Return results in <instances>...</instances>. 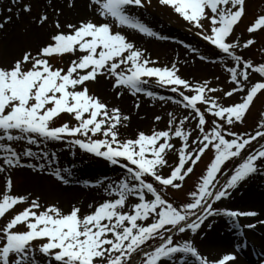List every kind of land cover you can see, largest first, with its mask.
I'll return each instance as SVG.
<instances>
[{
    "label": "snow or ice",
    "instance_id": "6c2138e0",
    "mask_svg": "<svg viewBox=\"0 0 264 264\" xmlns=\"http://www.w3.org/2000/svg\"><path fill=\"white\" fill-rule=\"evenodd\" d=\"M11 2L25 13L32 10L30 4H21L20 0ZM158 2L173 8L190 25V30L212 46L214 55L222 60L225 56L230 58L232 66L226 71L233 87L225 91L224 96L243 94L239 102L228 106L217 103L215 97L208 95L217 91L210 86V81L192 82L182 78L175 62L170 67L155 66L157 61L146 55L145 50L137 47L122 31L114 30V26L128 27L141 34L158 36L129 12V9L151 6L152 0H90L87 7L100 19L82 18L76 23L63 24L59 19L62 12L59 13L54 21L55 31L35 54L25 50L19 58L0 66V172L22 166L25 157H36L30 147L16 151L13 144L17 141L26 140L33 145L40 138L60 141L71 137L70 143L118 166L123 175L115 181L91 182L103 187L109 198L88 204L86 213L76 205L68 211L54 204L41 210L39 198L31 199L28 207L0 228V264H40L37 253L46 259V264H134V258L141 255V264H162L165 259L169 264H236L234 252L209 258L201 253L195 240L175 242L172 233L190 230L198 235L205 221L220 215L228 217L241 234L243 227H256L254 223L246 226L239 223L240 217H257L256 211L222 210L214 204L229 198L232 190L251 176L264 172V144L242 155L253 142L264 140V119L254 134L225 128V124L243 122L254 98L264 91V80L253 83L249 79V70L264 76V63L257 66L236 54L237 48H248L255 40L248 39L243 45L231 41L234 26L245 14V0ZM68 6L71 8L74 4ZM7 12L12 13L13 8L8 7ZM11 19L8 15L0 22V30ZM38 20L43 26L49 16L40 15ZM260 29H264V15L247 31L255 33ZM186 47L201 60L209 59L191 45ZM65 54L76 57L66 69L50 63L51 57ZM101 76L112 81L113 89L130 90L133 95L144 92L149 97L156 93L145 85L156 78L155 83L160 87H170L171 92L178 94L180 99H173L174 103L192 112L179 120L169 112L166 130L153 128L150 134L138 131L132 137L122 138L120 129L127 127L125 122L130 117L119 107H109L100 96L90 94L89 83H99ZM121 94L116 92L118 97ZM198 102L208 105L207 112L223 123L214 120V126L206 131L205 113L197 106ZM62 114L73 117L76 125L64 123L53 127L54 120ZM154 119L160 121L161 117ZM190 119L197 120L195 127L199 132L191 143L189 137L193 133L185 130V121ZM98 135L102 138H95ZM174 137L183 143L178 149V163L165 175L162 170L168 166L167 156L176 150L171 142ZM210 148L214 150V158L196 189L188 194L190 202L181 204L166 199L163 189L180 190L185 177L193 172V167ZM52 158L44 152L40 159L47 164L29 163L28 166L43 171ZM233 158H240L242 162L224 172L226 162ZM189 162L191 166H187ZM49 174L64 184L71 182L72 172L67 168H55ZM221 176L225 177L223 181ZM157 183L163 186L161 190L154 186ZM11 187L9 178L7 190L0 199V217L16 205L29 201L27 195L9 194ZM130 198L135 199L129 208ZM258 223L264 224V220ZM20 224L27 230H16ZM157 239V246L149 244ZM145 245L151 250H146ZM259 264H264V258Z\"/></svg>",
    "mask_w": 264,
    "mask_h": 264
},
{
    "label": "rangeland",
    "instance_id": "374dc122",
    "mask_svg": "<svg viewBox=\"0 0 264 264\" xmlns=\"http://www.w3.org/2000/svg\"><path fill=\"white\" fill-rule=\"evenodd\" d=\"M3 1L6 0H0V5L3 3ZM20 3L30 4L32 10L30 13L24 12L22 21H20V24L18 26V35L20 36L17 39V43L19 44V52L17 54L18 58L25 50L31 51L33 53L34 49L32 48H34V45L32 44L30 37H33L36 29L42 28V26L39 24L38 17L40 15L47 14L45 9H42L43 5L42 3H40V1L34 2V0H20ZM154 5L152 9L150 7H147L145 9L133 8V11L130 12L135 18H138L141 22L151 27L154 32L158 33V36H148L139 33L138 30H135L138 33V38L135 41L132 40L134 44L137 47L145 50L146 55L150 56L152 60L157 61V64L155 66L170 67L171 64L175 62L179 69L178 74L182 78H186L189 81L202 82V77L208 75L209 77L206 80L210 81L211 87L217 89L215 93H208V95L210 97H215L217 103L228 106L233 104L232 102L234 101L239 102L240 95L243 94H234L232 97L224 96V92L230 90L231 87H233V84L230 82L229 74L226 71L227 67L232 66L230 58L225 56V58L222 60L218 56L214 55L212 46H210L207 42L203 41L202 38L197 36L194 30H190V25L186 21H184V19L179 14H177L173 8H171L170 6H163L161 4L159 6ZM19 9L20 11H23L22 8ZM135 10L138 11L135 12ZM56 11L57 14H59L62 10L57 9ZM1 13L2 12L0 10V22H3V20L5 19L3 17L4 15L1 16ZM261 15H264V0H245V14L238 22V24L234 26L233 34L231 37L232 42L239 41L241 45H243L244 41L248 39L255 40L254 45L249 46L248 48H244L243 46H241L235 51L237 55L242 56L246 60H251L253 64L257 66L261 63H264V29L257 30L255 33H249L247 29ZM56 19L49 18V21L43 26H46L47 29H50V25H52L54 28V21ZM205 23H207V21H205ZM3 30L4 28L0 31ZM52 30L55 31V28ZM47 31H49L48 35L50 37L53 31ZM3 36L4 31L0 33V42H2ZM48 40L49 38L39 44H36V51ZM155 41L158 43L159 49L161 48L163 50H166L165 56L167 54V57L164 56V58L162 59L160 56H156V53L151 50L153 46L151 43ZM1 44L2 43H0V46ZM186 45H191L192 47L198 49L200 55H205L209 59L201 60L200 56L196 53H193L190 48L186 47ZM170 46L171 48H169ZM72 59H75V56L73 57V55L71 54H65L64 56L56 55L50 58V63L54 67L66 69ZM0 66H3L2 62H0ZM193 67H195L201 74H205L207 72L206 75L199 76L200 78L196 77L200 74L193 70ZM192 73L197 75L192 76ZM98 79L99 83H89L88 86L90 89V94L98 95L105 101L102 93H104V95H107L109 92H111L109 97L113 98L114 100L130 102L123 109L120 107V105H117L122 110L123 114L130 117L129 121L125 122L127 124V127H122L120 129L122 138L132 137L138 131H144L150 134L153 128H156L157 130H166L167 122L169 119V112L174 113L177 116L178 120L182 119L185 115H189V113L192 112L191 109L186 110L182 105L174 103L173 99H180L178 94L171 92L170 87H160L155 83L156 78H152L149 84L145 85L146 89L154 91L156 93V95L152 97L147 96L144 92L133 95L130 90H126L123 88L113 89L111 86L112 81L106 79L103 76L99 77ZM249 79L250 81L255 83L260 80H264V76H261L259 73L253 70H249ZM101 80L104 83H100ZM117 91H120L122 93L119 97L116 95ZM161 96L165 97V99H160ZM137 104H139V107L136 106ZM197 106L201 109L202 112L205 113L206 131H210L214 126V120L217 123H223L219 120V118L207 112L208 105L198 102ZM156 116H160L161 120L156 121L154 119ZM139 119L141 121L147 120L148 122L145 121L144 123H141L140 121L141 125L137 126L138 128L135 129V120L136 122H138ZM262 119H264V91L260 92L257 98L254 99L253 103L250 105L249 110L245 114L243 122H236L233 125L225 124V128L228 131H234L237 133L254 134V131L257 129ZM64 123H69L70 126H75L77 122L70 115L62 114L59 118L54 120L52 126L58 127ZM196 123L197 120L192 119L185 121V130L192 131L193 133L192 136L189 137V143H191V141L195 139L196 135L199 134L198 129H196L195 127ZM95 138H102V136L98 135ZM71 139V137H66L65 139L60 141H45L40 138L38 140V143L33 145H29L27 141L24 140L15 142L13 144V147L18 152H22L25 148L30 147L31 150L37 154L36 157H38L39 159L44 152H47L49 156L53 157L51 164L45 168L46 173L43 174V176L47 179V185H51L53 183L57 184L59 182L54 176L49 174L50 171L54 170L55 168H70V170H73V168L77 167L79 170L80 166L87 167L89 169V172L83 174L85 176L84 181H89L90 183L85 184L84 181L82 182V186H84V188L86 189V196L92 198L91 204L102 202L104 199L109 198V194L104 191L103 187L91 182L95 180H102L105 182L115 181L123 175V170L118 166L111 165L103 158L96 157L93 154L85 152L75 144L70 143ZM226 139H231V137L226 136ZM171 142L174 144L176 150L170 151L167 156L169 162L168 166H166L162 170L163 174L165 175L169 174L170 168L178 163V149L182 146L183 143L180 138L175 137ZM260 144H264V140L253 143L251 148L248 149L247 152H243L242 155L246 156L250 151H254L256 148H258ZM214 155V150H212L211 148L206 150L205 154L193 167V172L185 177V180L182 182V188L180 190H175L171 187L163 189L162 194H164L165 198L170 202H178L181 204L190 202V197L188 194L196 189L200 177L206 172L207 165L211 162L212 158H214ZM32 160H34V158H32ZM241 162L242 161L240 158H233L229 162H226L223 171L229 172ZM187 166H191L190 162ZM18 171H21L19 167H12L10 169H7L5 172H0V199H2L3 194L7 190V181L9 178L12 181V187L9 194L24 195L23 193H25V191H20L19 189L21 184L24 182V179L21 175V172ZM76 171L77 170H73L74 173ZM221 179L223 181L225 177L221 176ZM149 181L151 182V178H149ZM154 186H156L158 190H161L163 188V186L159 185L158 183ZM248 192H264V172L253 175L246 181L242 182L235 190H232V194L229 198H225L220 202H216L214 204V207L220 208L222 210L229 209L242 211V209H244V211H257L255 208H252L254 207L253 204H241L242 206L239 207L236 205V203L230 202V199L234 198L236 194H246ZM35 198H37L35 195L29 196L28 202L16 205L13 209H10L4 217H0V228H2L7 223V221L10 220L15 214L23 211L26 207H28L31 199ZM148 198H151L150 194H148ZM134 199L135 198H130L128 206L129 208L131 206V201ZM40 204L41 210H43L46 205H51V203L48 201L42 202ZM68 209L69 208H67V210ZM82 212L86 213L85 211ZM257 217L249 219V221L252 220V223L256 224V226H261L262 224L258 223V221L264 220V215H259ZM242 218L245 217H240L239 220ZM148 222H150V220ZM224 227L230 229L233 226L231 225L228 217L220 215L210 217L207 221H205L198 235L192 233L190 230H186L185 233L173 232V237L175 242L180 243L184 242L185 240H195L201 253L208 255L209 258H218L225 253L234 252L239 262L243 255V252L241 250L242 245H245L244 243L246 242L240 241L239 244H233L232 246H229V248H227L225 251L214 256H210L201 244V241L203 239L208 240L213 236L220 235L225 230ZM16 230L25 231L27 229L24 224H20L17 226ZM158 243V239L149 241V244L153 247L157 246ZM237 245H240V247L237 248ZM145 249L151 250L148 245H145ZM141 257L142 255L135 257L134 263H138ZM37 260L40 262V264H46V259L39 253H37ZM141 260L138 264H141ZM53 264H55V262H53ZM162 264H169V261L165 259ZM257 264H259V262Z\"/></svg>",
    "mask_w": 264,
    "mask_h": 264
},
{
    "label": "bare ground",
    "instance_id": "6f19581e",
    "mask_svg": "<svg viewBox=\"0 0 264 264\" xmlns=\"http://www.w3.org/2000/svg\"><path fill=\"white\" fill-rule=\"evenodd\" d=\"M40 1L42 3L43 7L42 9H45L47 12L49 18L56 19L57 9L62 10V15H59V19L63 24H66L68 22L76 23L82 18H92V19H100L97 15L94 14L92 10H90L87 5L89 4L90 0H34V2ZM159 6V2L156 0H152L151 6H149L151 9L153 5ZM69 4H74V7H69ZM154 5V6H155ZM12 7L13 12L8 13L7 8ZM1 10V16L4 17V19L7 18L8 15L12 16V19L10 22L5 23L4 27V36L2 39V43L0 46V62H2L3 66L9 64L17 57V54L19 52L17 43V39L20 37L18 35V26L20 24V21H22V16L24 14V11H20V9L11 2V0L3 1V3L0 5ZM133 9H129V12H132ZM138 10H135V12ZM19 12V15L16 13ZM24 22V20H23ZM52 25H50V29L46 26H42V28L36 29V31L33 34V37H30V40L32 44L34 45L33 53H36L35 46L36 44L41 43L44 40H47L49 38L47 30H50L51 32L54 30ZM114 30L122 31L125 35H127L131 40L135 41L138 38L137 31L128 28V27H115ZM3 31H0L3 32ZM153 46H152V45ZM150 45L152 46L151 50L156 53V56H160L162 59L165 56L166 50L159 49L158 43L152 42ZM149 45V46H150ZM150 46V47H151ZM156 48H155V47ZM171 48V46L169 47ZM79 55V53H77ZM74 57V56H73ZM167 57V54L166 56ZM76 58V57H75ZM202 65V64H201ZM207 67V66H206ZM205 67V68H206ZM193 70L198 72L200 75L196 76L197 74H191L192 76H202L206 75L201 74L195 67H193ZM220 74V73H218ZM216 74V75H218ZM209 76L202 77L203 80H206ZM200 78V77H199ZM100 83H104L101 82ZM111 92H109L107 95H104L102 93V96L104 97L105 101L108 103L109 107H118L117 105H120V107L123 109L128 103L126 101H116L113 98L109 97ZM257 98V97H256ZM236 101L232 102L235 103ZM156 111V110H155ZM148 120V118H147ZM147 120H138L134 124V128H138L137 126L141 125V123H144ZM141 121V123H140ZM148 122V121H147ZM138 124V125H137ZM152 125V124H151ZM37 164V163H46V161L40 160L38 157H35L34 160L32 158H23L21 161L22 166L19 168L21 169V175L24 179V182L20 186V191H25L23 193L24 195L31 196L35 195L37 198H39V202H45L48 201L51 203V205H57L61 209H64L65 211H68L72 205H76L81 207L82 211H89L87 208L88 204H91L92 198L86 196V189L84 186H82V182L84 181L85 176L83 174H86L89 172V169L87 167L80 166L79 170L77 167L73 168V170H77L75 173L73 170L69 168V170L72 172V176L69 178L70 183L64 184L62 182H58L57 184H51L47 185L46 181L47 179L43 176L44 173H46V170L44 169L41 171L38 168H31L28 166V164ZM68 169V168H67ZM2 189V188H1ZM88 194V193H87ZM231 203H236L237 206H242L241 204H253L254 207L259 215H264V192H248L246 194H236L234 198L230 199ZM67 208H69L67 210ZM244 211V209H242ZM258 215V216H259ZM254 217H245L239 220V223L242 226H246L249 223H252L253 221L249 219H253ZM258 218V217H257ZM256 218V219H257ZM262 219V218H260ZM224 225V224H223ZM229 225V224H228ZM224 231L218 235L213 236L210 239H203L201 241L202 246L206 250V252L211 255H217L221 252L225 251L229 246H232L233 244H239L240 241L246 242V246L241 248L243 255L241 260L238 262L236 260V264H257L260 262V259L264 258V225L256 226L254 229H248L246 227H243L241 234V231H238L235 227L225 228ZM134 264H137L134 263Z\"/></svg>",
    "mask_w": 264,
    "mask_h": 264
}]
</instances>
